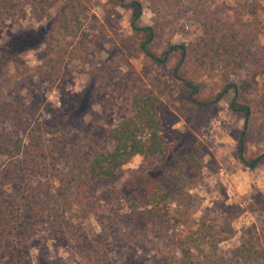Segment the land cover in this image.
Listing matches in <instances>:
<instances>
[{
    "label": "rangeland",
    "instance_id": "obj_1",
    "mask_svg": "<svg viewBox=\"0 0 264 264\" xmlns=\"http://www.w3.org/2000/svg\"><path fill=\"white\" fill-rule=\"evenodd\" d=\"M131 1L143 5L141 24L155 28L157 38L152 47L158 54L169 51L172 45L195 46L206 20L256 21V42L264 46V0H251L254 17L243 8L249 0L126 3ZM130 19L131 11L122 8L119 0H34L24 18L0 31V98L5 92L34 103L38 121L33 130L25 132L27 139L41 134L37 139L41 144L46 139L50 142L62 137L55 151L69 143L66 148L72 156L84 157L95 148H113L107 131L117 118L116 104L122 99L120 83L134 80L162 96L160 115L163 136L171 148L169 156L152 160L137 157L118 172L114 181H104L93 189L92 199L106 208L112 222L105 234L115 243L117 264H161L156 249L150 250L148 245L153 249L158 244L156 248L177 253V240L184 232L195 230L203 212L214 207L222 212V218L232 216L234 235L221 245L223 253L238 247L252 234H258L264 246V164L250 170L239 160L245 119L230 107L234 91L222 95L208 108H198L186 97L185 85L173 75L180 55H171L166 66L152 63L139 49ZM80 26L98 36L91 45L92 59L86 69L72 73L69 68L76 61L66 58L56 81L35 84L34 74L46 47L44 36L60 29L67 38V30L75 32ZM231 70L222 61L200 63L194 55L180 67L184 78L200 86L198 98L202 101L215 99L228 83L247 77L243 72L238 80ZM251 85L248 93L239 96L240 102L251 104L260 99L262 80L258 78ZM246 146L248 157L264 153V112L252 115ZM196 150L201 166L198 177L190 169L183 170L182 165L184 158ZM174 188L170 210L180 223H163L161 231L155 233L157 223L147 218L149 209L134 213L131 203L138 201L142 205L143 198L158 189L165 193ZM108 190H122L125 196L107 198ZM79 211L74 220L82 221L88 229L103 230L95 219H83ZM28 260V264H85L72 245L54 240L47 232L32 245Z\"/></svg>",
    "mask_w": 264,
    "mask_h": 264
},
{
    "label": "trees",
    "instance_id": "obj_2",
    "mask_svg": "<svg viewBox=\"0 0 264 264\" xmlns=\"http://www.w3.org/2000/svg\"><path fill=\"white\" fill-rule=\"evenodd\" d=\"M33 1L0 0V31L24 18ZM119 3L122 8L131 11L133 36L139 49L152 63L166 66L171 55H180L173 75L185 85L186 97L198 108H208L217 103L222 95L234 91L230 107L245 119V131L239 139V160L250 170L264 164V153L248 157L246 146L252 115L264 112V46L256 42V21L241 23V18L238 22L235 19L214 23L206 20L203 22V34L195 46L172 45L169 51L158 54L152 47L157 38L155 28L141 24L142 3H126V0H119ZM243 8L250 17L256 15L251 0ZM67 34V38H63L58 29L44 36L46 47L42 50L41 65L34 74L35 84L56 81L66 58L76 61L69 68L72 73L88 66L92 57L91 45L98 40V36L82 26L75 32L67 30ZM71 45L74 47L71 48ZM192 55L200 63H227L238 80L243 72L247 77L228 83L215 99L202 101L198 98L200 86L180 73L181 65ZM258 78L263 83L260 99L251 104L240 102L239 96L248 93L251 83ZM118 87L122 99L116 104L117 118L107 131L108 142L113 148H95L84 157L72 156L66 148L69 143H63L65 148L55 151L62 143V137L50 142L46 139L41 144L37 140L41 134L35 133L27 139L25 132L33 130L34 123L38 121L34 103L5 92L0 98V264H28L32 245L42 239L45 232L50 233L54 240L72 245L81 253L85 264H117L115 243L105 234L112 222L106 208L92 199L93 189L104 181H114L118 172L137 157L164 159L171 152L163 136L160 115L162 96L134 80L122 82ZM199 156L196 150L184 158L183 170L190 169L198 177L201 168ZM39 177L42 180H37ZM175 190L164 193L158 189L143 198L142 205L133 201L130 208L134 213L149 209L147 218L157 223L153 228L155 233L161 231L163 223L175 226L180 223L170 210ZM106 196L121 199L125 194L122 190H108ZM77 210H80L79 215L83 219H95L103 230L88 229L82 221L74 220L78 217ZM221 213L217 207L204 211L196 229L184 232L177 240V253L156 248L158 244L153 249L148 245V249H156L161 264H262L264 246L258 234L251 233L250 238L238 247L228 253L222 252L221 245L233 237L234 230L232 216L222 218ZM239 215L235 214V217Z\"/></svg>",
    "mask_w": 264,
    "mask_h": 264
}]
</instances>
